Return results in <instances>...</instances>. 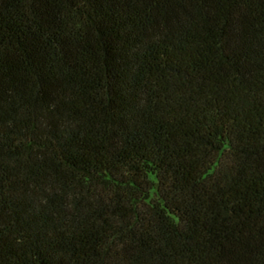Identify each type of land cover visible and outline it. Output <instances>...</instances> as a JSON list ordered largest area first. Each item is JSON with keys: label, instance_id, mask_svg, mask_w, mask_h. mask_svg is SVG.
<instances>
[{"label": "trees", "instance_id": "obj_1", "mask_svg": "<svg viewBox=\"0 0 264 264\" xmlns=\"http://www.w3.org/2000/svg\"><path fill=\"white\" fill-rule=\"evenodd\" d=\"M0 264H264V0H0Z\"/></svg>", "mask_w": 264, "mask_h": 264}]
</instances>
